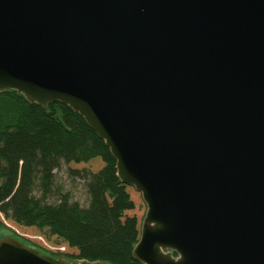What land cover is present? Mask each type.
<instances>
[{
	"label": "water",
	"instance_id": "water-1",
	"mask_svg": "<svg viewBox=\"0 0 264 264\" xmlns=\"http://www.w3.org/2000/svg\"><path fill=\"white\" fill-rule=\"evenodd\" d=\"M82 116L147 205L143 264H264V0H0V94ZM0 264H111L0 238Z\"/></svg>",
	"mask_w": 264,
	"mask_h": 264
},
{
	"label": "trees",
	"instance_id": "trees-1",
	"mask_svg": "<svg viewBox=\"0 0 264 264\" xmlns=\"http://www.w3.org/2000/svg\"><path fill=\"white\" fill-rule=\"evenodd\" d=\"M63 167L85 182L86 205L58 184ZM135 193L119 178L105 141L70 107L56 102L44 108L16 91L0 94V230H11L6 223L13 222L30 232L47 231L71 254L49 253L14 237L70 261L143 264L134 258L142 235Z\"/></svg>",
	"mask_w": 264,
	"mask_h": 264
},
{
	"label": "rangeland",
	"instance_id": "rangeland-1",
	"mask_svg": "<svg viewBox=\"0 0 264 264\" xmlns=\"http://www.w3.org/2000/svg\"><path fill=\"white\" fill-rule=\"evenodd\" d=\"M100 165H101L100 162H97L94 164V167L98 168ZM57 180H58V184L62 186L65 191H68L72 194L73 199L75 201H79L82 205L87 204L89 195L85 186V182L83 180L72 179L68 175L66 167H63V169L57 173ZM135 196L138 200L137 214L142 219V223H143V220L147 212V205L144 202L141 193L140 194L135 193ZM6 224L11 230H5V229L0 230V238L3 236L14 237L15 234H18L20 237H23L27 239L29 242H31L32 245H35L36 247H40L49 253L67 255V254H71L72 252V250H70L66 245L61 244V242H59L56 238L51 237L47 231L34 230L30 232L29 228L21 227V226L19 228L13 222H7Z\"/></svg>",
	"mask_w": 264,
	"mask_h": 264
}]
</instances>
